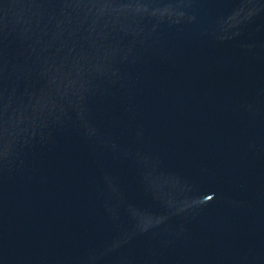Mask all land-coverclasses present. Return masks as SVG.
Segmentation results:
<instances>
[{"label": "water", "instance_id": "95a60500", "mask_svg": "<svg viewBox=\"0 0 264 264\" xmlns=\"http://www.w3.org/2000/svg\"><path fill=\"white\" fill-rule=\"evenodd\" d=\"M0 264H264V0H0Z\"/></svg>", "mask_w": 264, "mask_h": 264}]
</instances>
